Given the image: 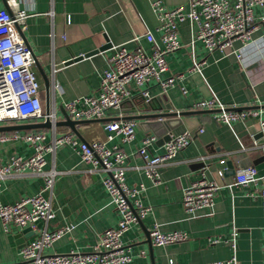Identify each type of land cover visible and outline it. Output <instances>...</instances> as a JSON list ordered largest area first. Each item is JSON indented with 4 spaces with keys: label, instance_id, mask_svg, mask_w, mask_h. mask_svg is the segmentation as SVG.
<instances>
[{
    "label": "crops",
    "instance_id": "crops-1",
    "mask_svg": "<svg viewBox=\"0 0 264 264\" xmlns=\"http://www.w3.org/2000/svg\"><path fill=\"white\" fill-rule=\"evenodd\" d=\"M151 1L19 0V8L29 14L22 31L23 40L36 59L34 69L42 83V105L45 108L41 75L45 74L49 80L50 110L55 112L57 120L63 118L61 109L64 102L97 92L101 73L108 67L107 57L113 50L112 45H123L131 50L140 46L146 53L151 52L152 45L143 35L147 30L155 37L159 35V20L152 10ZM188 1L161 0V3L165 8L181 5L187 8ZM228 1L233 3L236 0ZM0 8H7L6 0H0ZM263 12L264 7H256V14ZM193 28L195 25L189 20L179 23L181 47L167 55L168 74L181 72L184 77L163 92L166 99L160 96L154 103L155 108L169 103L174 111L186 112L173 116L169 127L174 134L188 131L191 141L173 159L159 167V183H153L145 174L144 161L137 153L146 134H157L158 138L162 131L157 128L153 131L140 124L142 120L150 121V118H136L135 135L128 142L122 141L118 135L107 140L103 128L105 121L80 124L76 126L77 134L65 125L28 130L44 131L47 140L70 130L79 140L99 139L106 146L116 144L125 150L126 181L129 185L144 184L141 201L151 208L123 235L124 245L131 255L128 264H169L171 260L178 264H208L227 261L232 256H235L236 264H264V210L260 199L249 194V190L254 191L260 186L231 190L225 185L233 180L235 171L245 165H253L258 174H264V133L259 129L258 117L235 121L229 127L215 118V110L193 109L196 101L214 94L224 105L248 106L264 118V34L259 29L246 44L235 39L231 49L208 52L200 41L191 45ZM132 31L140 34L138 41L130 40ZM91 51L96 52L67 63L73 57ZM192 51L197 58L205 60L201 72L190 70ZM54 67L57 70H53ZM180 86H184L186 91L183 92ZM148 90L152 97L162 93L154 81L150 82ZM140 96L135 93L133 103L125 101L119 109H111L106 118L152 113L154 110L146 107ZM21 122L35 121L26 119L17 123ZM162 149L158 142L150 147L153 153ZM32 151V146L21 139L9 137L0 140L2 163L9 162L15 155L27 157ZM45 157V169L58 172L52 188L44 191L51 200L55 216L47 224L38 221V227L52 230L70 224L73 228L44 252L87 250L102 231L114 227L118 220L117 211L102 183L107 173L93 170L92 165L82 161L70 145L58 147ZM220 159H224L223 164ZM222 166L225 172L219 176L217 171ZM202 172L223 186L215 195L211 213L202 209L191 216L182 205V192ZM42 185L43 177L40 175L28 172L13 174L1 181L0 202H13L34 194ZM154 223L163 232L181 230L189 237L177 243L154 245L148 234ZM22 230L14 226L5 232L0 223V264H24L19 254L21 240L15 236ZM234 230L235 249L230 240ZM30 233L24 243L35 236L32 231ZM209 238L219 240L211 243Z\"/></svg>",
    "mask_w": 264,
    "mask_h": 264
},
{
    "label": "built area",
    "instance_id": "built-area-1",
    "mask_svg": "<svg viewBox=\"0 0 264 264\" xmlns=\"http://www.w3.org/2000/svg\"><path fill=\"white\" fill-rule=\"evenodd\" d=\"M7 8H0V124L17 123L21 120L43 121L49 118L52 126L57 121L55 112L45 113L42 105V83L34 69V58L30 47L25 43L21 32L26 27L28 13L19 8V0H6ZM151 7L159 20L155 37L150 30L145 31L144 38L151 43L150 53L140 46L128 49L123 45H112L108 55V67L103 70L97 92L81 95L62 104L63 109L72 119L106 118L111 109H119L125 101L133 103L135 93L140 94L143 102L152 98L148 87L154 81L161 92L175 86L183 73H169L167 55L181 47L178 36L179 23L189 20L195 25L192 29L191 45L200 41L208 52L223 51L232 47L235 39L248 43L256 30L264 34V12L256 14V7H264V0H189L188 7L177 6L165 8L161 0H152ZM140 34L131 32V41H138ZM240 58V54H237ZM204 59H199L192 51L190 70L201 72ZM53 70H57L54 67ZM183 92L184 86H180ZM135 106V105H134ZM237 105H224L216 95L200 99L193 109H214L215 118L232 127L235 121H244L249 117H258L260 131L264 133V118L258 111L248 106L238 109ZM137 110V109H136ZM135 110V112H136ZM138 112V111H137ZM138 120L125 119L121 116L105 121L103 128L107 140L115 135L124 142L134 138ZM21 139L29 143L33 151L23 157L15 155L9 162L0 161L1 181L13 174L32 173L43 177L42 187L31 195L22 196L13 202H0V223L5 232L12 227L29 228L35 236L24 243L19 254L24 264H128L131 255L123 242L124 233L147 215L151 208L141 201L144 184L129 185L126 181L127 154L118 145L106 146L102 140H79L70 130L64 131L47 140L42 130L2 133L0 140ZM154 134H146L137 149L142 157L145 174L153 183H159V167L173 159L187 146L191 139L188 131L169 133L168 140L162 143V151L153 153L150 147L157 142ZM70 145L76 149L80 159L92 165L93 170L106 172L102 183L118 214L114 227L102 231L97 241L87 250H71L66 253L44 252L45 248L69 232L73 225H63L52 230L38 227V221L47 224L55 216L50 198L44 191L50 190L57 175L55 169H45L46 157L56 148ZM264 151V149H263ZM221 164L224 159H220ZM224 166L217 174L222 176ZM233 190L238 187L259 185L249 194L260 199L264 210V174H258L253 165L239 167L233 180L225 184ZM223 185L216 179H209L202 172L201 176L184 187L182 205L185 211L194 216L197 211L207 209L212 212L215 195ZM154 245H168L186 240L189 236L181 230L163 232L157 223L148 231ZM234 230L231 245L235 249ZM218 238H209L216 243ZM264 255V243L262 246ZM169 264L174 263L172 260ZM208 264H236L235 256L227 261H215Z\"/></svg>",
    "mask_w": 264,
    "mask_h": 264
},
{
    "label": "water",
    "instance_id": "water-1",
    "mask_svg": "<svg viewBox=\"0 0 264 264\" xmlns=\"http://www.w3.org/2000/svg\"><path fill=\"white\" fill-rule=\"evenodd\" d=\"M22 37L24 38L23 32H21ZM107 47V45H105ZM105 47H102L101 49H104ZM98 50V49H97ZM96 51H91L90 53H87L85 55H79L77 57H73V59H70L67 61V63H70L73 60L79 59L83 56H88ZM33 54V53H32ZM34 62H36L35 56L33 54ZM43 81H44V97H45V113H49L50 111V106H49V80L45 74H41ZM164 97L166 99L165 93H161L160 95H157L155 97L150 98L148 101L143 102L144 105L150 106L152 110V113H137L128 117H123L125 119L127 118H139V119H148L150 118V121H141V125H147L151 130H157V129H162L160 131V134L158 135V140L157 142L162 144L164 141L168 140L169 138V132L172 127H169V124L171 122V118L173 116H180L185 114L186 112L184 111H174L172 109V105L169 103L162 104L160 108H155L154 103L157 102L159 97ZM143 100V98L141 97ZM136 106V105H135ZM134 106V113L136 110V107ZM238 109L240 108H247L244 106L237 107ZM158 109V110H157ZM214 109H198L197 111H211ZM61 113L63 115L62 119H59L55 121L54 125L59 126V125H65L70 127L72 131H74L77 134L76 126L80 124H85L87 122L91 121H108L110 120L109 118H101V119H72L69 117V115L66 113V111L61 109ZM164 118V119H162ZM163 120V121H162ZM52 124L49 120L48 117H46L43 121H35V122H25V123H8V124H0V133H6V132H14V131H19V130H28V129H40V128H49L51 127ZM157 128V129H155ZM157 135V134H156ZM31 230L27 227L24 228L21 232L17 233L15 236L17 238H20L21 244H24V239L25 237L29 236L31 233Z\"/></svg>",
    "mask_w": 264,
    "mask_h": 264
},
{
    "label": "rangeland",
    "instance_id": "rangeland-1",
    "mask_svg": "<svg viewBox=\"0 0 264 264\" xmlns=\"http://www.w3.org/2000/svg\"><path fill=\"white\" fill-rule=\"evenodd\" d=\"M42 101H43V99H42Z\"/></svg>",
    "mask_w": 264,
    "mask_h": 264
}]
</instances>
